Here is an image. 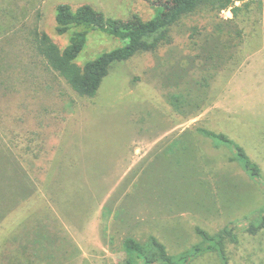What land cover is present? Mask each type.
<instances>
[{
	"label": "rangeland",
	"instance_id": "1",
	"mask_svg": "<svg viewBox=\"0 0 264 264\" xmlns=\"http://www.w3.org/2000/svg\"><path fill=\"white\" fill-rule=\"evenodd\" d=\"M160 1L0 0V176L6 155L29 195L11 198L0 215V264H125L127 237L154 236L175 255L199 242L196 228L214 234L226 226L240 229L239 242L226 246L228 263L264 264V229L256 237L242 231L250 222L243 217L264 210V0L244 2L248 10L235 20L241 36L212 63L215 80L192 119L174 112L166 94L177 67L189 68V81L206 75L211 63L188 37L194 26L210 29L208 15L186 19L157 52L114 64L94 98L71 91L34 49L35 29L66 46L54 30L57 5L146 21ZM218 16L232 19L229 11ZM122 46L90 33L75 62ZM198 127L241 146L261 180L230 162V149L195 135ZM184 132L197 138L176 140ZM229 178L237 185L230 192L222 184ZM4 193L0 184V212ZM193 264L221 262L206 254Z\"/></svg>",
	"mask_w": 264,
	"mask_h": 264
},
{
	"label": "trees",
	"instance_id": "2",
	"mask_svg": "<svg viewBox=\"0 0 264 264\" xmlns=\"http://www.w3.org/2000/svg\"><path fill=\"white\" fill-rule=\"evenodd\" d=\"M146 1V0H145ZM246 0H167L153 3L158 12L149 20H142L138 15H133L128 20H117L105 17L102 13L88 5L72 8L67 4L57 5L55 8L54 23L57 36L66 37L67 44L60 49L50 37L33 31V44L36 53L43 59L45 65L60 77L65 84L79 97L94 98L98 93L110 69L116 63L127 62L142 53H155L160 48L171 44V32L183 22L194 16H209L210 29L192 27L189 34V44L201 52L204 63L211 64L206 69V75L198 79L187 80L189 68H175L173 76L169 79L173 86L172 91L166 94V100L172 110L186 119L197 117L203 110L207 101V90L216 76V65L212 64L220 58V51H225L234 45L235 39L241 36V31L235 20L242 12L243 7L248 10ZM240 3V6L236 4ZM229 11L232 19L222 21L219 14ZM207 16V17H208ZM224 27L227 31L223 32ZM207 31V34H202ZM93 32L105 34L109 37L124 42V46L100 54L92 61L82 65L75 61L86 47L88 35ZM227 38V39H226ZM225 39V40H224ZM235 47H232V49ZM196 59H199L196 57ZM195 64V59L190 60ZM174 69V66L171 67ZM200 68H205L202 64ZM195 135L207 139L216 150L228 148L231 151L230 162L238 164L246 175L254 180H261L260 167L247 155L245 150L233 143L226 135L215 133L204 128H195ZM197 138L192 133H182L176 140ZM5 154V153H4ZM3 154V155H4ZM3 158V157H2ZM1 187L4 205L1 208V219L11 211L10 199L17 195L26 198L27 185L24 177L19 174L15 165L7 156L2 164ZM230 183V185H229ZM227 190L234 191L237 185L228 179L222 182ZM230 189V190H229ZM205 195L210 198L211 192L205 190ZM242 221H250L242 228L243 233L256 237L264 229V210L243 217ZM253 221H259L255 224ZM237 226H226L214 234L200 228L195 229L199 242L188 250L172 255L166 247L154 236H149L144 243L132 237H127L122 242L125 254V264H193L199 257L206 254L216 255L221 264H229L226 254L228 244L239 242ZM42 245V244H41Z\"/></svg>",
	"mask_w": 264,
	"mask_h": 264
}]
</instances>
